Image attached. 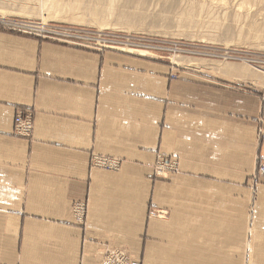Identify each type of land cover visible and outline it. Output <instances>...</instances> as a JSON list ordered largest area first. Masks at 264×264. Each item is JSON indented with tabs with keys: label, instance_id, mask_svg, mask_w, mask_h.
I'll use <instances>...</instances> for the list:
<instances>
[{
	"label": "crops",
	"instance_id": "0c3cea01",
	"mask_svg": "<svg viewBox=\"0 0 264 264\" xmlns=\"http://www.w3.org/2000/svg\"><path fill=\"white\" fill-rule=\"evenodd\" d=\"M211 70L175 81L155 61L0 30V264H102L108 248L141 264H243L250 248L264 264V178L249 197L261 103L223 101ZM18 111L31 140L14 135ZM159 156L178 172L159 175Z\"/></svg>",
	"mask_w": 264,
	"mask_h": 264
},
{
	"label": "rangeland",
	"instance_id": "374dc122",
	"mask_svg": "<svg viewBox=\"0 0 264 264\" xmlns=\"http://www.w3.org/2000/svg\"><path fill=\"white\" fill-rule=\"evenodd\" d=\"M2 19L81 28L96 34L95 38L102 36L114 43L175 48L179 50L176 54L146 50L150 48H107L168 65L176 76L171 80L175 81L181 73L201 67L179 66L163 60L164 57L220 65L223 67H220L223 101H260L262 111L258 127L259 139H262L264 0H0V21ZM0 30L14 33L1 26ZM220 71L210 72L214 75ZM171 173L161 174L169 177ZM249 197H253L251 188ZM250 210L249 199L248 216ZM245 251L243 258L247 257L249 262L244 259L243 264H251L250 252L245 256Z\"/></svg>",
	"mask_w": 264,
	"mask_h": 264
},
{
	"label": "built area",
	"instance_id": "2783aa9c",
	"mask_svg": "<svg viewBox=\"0 0 264 264\" xmlns=\"http://www.w3.org/2000/svg\"><path fill=\"white\" fill-rule=\"evenodd\" d=\"M0 26L5 29L23 35L32 37L41 41H47L54 44L65 45L68 47L85 49L90 51L103 52L108 47L125 46L127 48L139 49L150 48L146 50L155 51L158 53L167 52L170 54H176L179 50L175 48L167 47L166 45H158L159 47H153L147 45L143 47L131 43L121 44L112 40L102 39V36L95 38L96 34L81 28L75 27H62V26H48L44 24H37L31 21H16L2 19ZM143 49V50H144ZM138 51V50H136ZM142 51V50H141ZM138 51L137 53H140ZM172 79H175V74L171 75ZM34 114L31 111H18L14 119V135L21 139L31 140L33 138L35 122ZM161 159V160H160ZM122 161L119 159H113L109 157H103L99 155H92V168H99L111 172H118L121 169ZM158 174L164 171H170L172 173L178 172V163L170 160L165 162L164 159L159 158L156 166ZM163 175V174H161ZM264 178V160L258 161L257 171L251 177V190L253 196H257V190L259 180ZM87 202H77L72 206V214L75 222L83 227L87 223ZM102 264H141L139 261L131 259V257L122 249H106L102 253Z\"/></svg>",
	"mask_w": 264,
	"mask_h": 264
},
{
	"label": "bare ground",
	"instance_id": "6f19581e",
	"mask_svg": "<svg viewBox=\"0 0 264 264\" xmlns=\"http://www.w3.org/2000/svg\"><path fill=\"white\" fill-rule=\"evenodd\" d=\"M141 54L142 55H146L145 53H142V52H141ZM165 59L168 62H170V63L172 62V63H174L176 65L183 66V67H194V66H197V67H207V68L210 67V68L217 69L219 71L222 70L221 68H223L220 65H214V64H209L208 65V64H204L203 61H200V60H191V59H184V58H177V57L176 58H174V57H164L163 60H165ZM249 252H251L250 248L247 250V253H249ZM250 259H251V256H250Z\"/></svg>",
	"mask_w": 264,
	"mask_h": 264
}]
</instances>
